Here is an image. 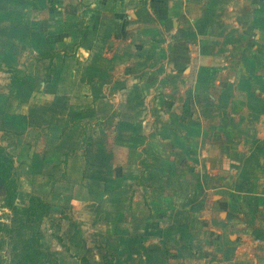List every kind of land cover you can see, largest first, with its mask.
Instances as JSON below:
<instances>
[{
    "label": "rangeland",
    "instance_id": "obj_1",
    "mask_svg": "<svg viewBox=\"0 0 264 264\" xmlns=\"http://www.w3.org/2000/svg\"><path fill=\"white\" fill-rule=\"evenodd\" d=\"M18 1L11 7L0 8V13L5 12L9 24L16 29H11V66L4 72L0 70V85L2 76L10 77L12 83L7 102L1 101L0 88V114L2 105L12 111L10 119L0 117V146L13 156V175L18 182L16 204L26 205L35 195L49 204V212L40 220H32L24 213L13 212L0 199V264H22L26 240L31 239L33 244L37 233L40 249L56 264H82L83 257L92 264H246L241 256L256 257L259 250L264 251L258 240L260 232H246L248 227L243 226V222H251L248 226L253 229L264 219L258 203L242 204L243 196L253 198L264 189V169L260 166L264 164L262 100L254 104L256 115L251 124L237 128L243 134L240 130L235 136V146H133L138 141L129 135L128 122L134 120L131 116L140 107H146L144 102L135 101H106L103 109L109 117L88 120L90 129L84 128L82 119L71 127V119L65 118L66 103L60 104L63 111L55 117L39 121L32 117L28 119L30 127L24 128L18 119V110L24 108L18 102L24 94L19 80L28 71L34 76L36 63L42 66L48 59L37 62L35 49L20 44L17 28H36L39 20L47 24L49 11L55 10L64 19L78 5L77 14H82L89 0H57L45 9L35 7L36 0ZM76 20L80 21V17ZM148 38L145 44L161 47L162 40L155 38L152 42ZM115 48L113 45L112 49ZM117 48L119 55L128 46ZM114 60L115 56L107 62ZM148 61L161 62L154 57ZM34 90L35 87L32 93ZM141 92L148 93L146 88H141ZM208 94H213L210 88L203 94L209 104ZM239 96L240 102L255 98L252 94ZM32 103L28 102L26 107L33 106ZM48 105L39 103L36 109L48 112ZM216 105L217 112L205 110L203 120L210 122L214 114L215 121L222 122L226 117L227 122L228 115L236 110L232 105ZM188 106L187 103L183 110ZM157 109L158 114L165 113L160 104ZM247 111L245 108L242 113L246 115ZM162 122L154 120V124ZM98 126H106L105 131L98 133ZM156 132H160L157 127ZM151 139L161 142L164 138L158 133ZM241 141L246 146H237ZM251 164L254 167H247L249 172H245L243 181V171ZM196 176L201 177L197 184ZM233 199L240 209H233ZM121 208L123 215H117ZM209 209L216 214L207 222L201 216ZM137 211L143 212V221L146 220L141 229L130 223L141 221L132 217ZM220 212L225 213L219 215ZM236 212L237 238L234 230L225 227L235 220ZM230 235L235 241L229 240ZM39 258L38 255L35 260Z\"/></svg>",
    "mask_w": 264,
    "mask_h": 264
},
{
    "label": "crops",
    "instance_id": "obj_2",
    "mask_svg": "<svg viewBox=\"0 0 264 264\" xmlns=\"http://www.w3.org/2000/svg\"><path fill=\"white\" fill-rule=\"evenodd\" d=\"M36 1L35 7L39 9L57 3V0ZM89 1L83 6L87 10L80 11L82 14H77L78 5L69 10L64 19L55 10L49 11L47 24L39 20L36 28L28 25L17 28L20 44L35 49L37 62L48 59L42 66L36 63L34 76L28 71L24 74L26 80L24 77L19 80L24 94L18 102L22 107L24 104V108L18 110V119L22 120L24 128L30 127L28 119L32 117L38 121L55 117L63 111L60 104L66 103L68 114L65 118L71 119V127L82 119L84 128L90 129L88 120L109 117L103 109L106 101L115 104L135 101L137 104L144 102L146 107H140L131 116L134 120L128 122L129 135L138 141L133 146L236 145L235 136L241 130L237 128L240 124L242 128L248 127L256 115L254 104H260L262 100L264 109V0ZM16 3L20 2L0 0V8ZM79 17L80 21L76 20ZM9 21L5 12L0 13V70L3 72L11 66V29L16 30ZM146 38L152 42L155 38L162 40L161 47L145 44ZM113 45L115 49H112ZM126 45L128 49L117 55V47ZM113 56L115 62H107ZM152 57L161 62L149 64ZM11 84L10 77L2 76L3 103L9 99ZM141 88H146L148 93H142ZM209 88L213 94H208V104L203 94ZM245 94L255 98H244L240 102L239 95ZM28 102H33V106L26 107ZM35 103L49 104L50 110L39 112ZM187 103V110H183ZM217 103L232 105L236 110L228 115L227 122L226 117L222 122L215 121L214 114L210 116L213 118L210 122L203 120L205 110L217 112ZM159 104L165 113H157ZM245 108L249 110L246 115L242 113ZM1 109L0 117L10 119V107L2 105ZM155 119L163 122L154 124ZM156 127L160 132H156ZM101 129L105 131L106 126H98V133H102ZM158 133L164 138L159 140L160 143L151 139ZM249 133L247 128L246 135ZM237 146L246 145L241 141ZM251 165L243 171V181H246L248 168L253 169L254 164ZM260 166L264 169L263 163ZM197 182H201L200 176L195 177L194 183ZM257 194L253 198L243 196L242 204L258 203L264 218V189ZM135 198L138 201L137 195ZM232 203L234 210L240 209L234 199ZM122 213L121 208L117 215ZM215 214L209 209L201 218L210 222ZM134 216L141 221H130L131 225L138 224L139 229L145 227L144 213L137 211ZM234 217L235 220L225 227L236 232L235 221L239 219V213L236 212ZM243 223L245 228L248 227L246 232H260L258 240L264 247V219H260L253 229L248 226L251 222ZM236 233L233 235L237 238ZM231 236L229 240L235 241L236 238L231 239ZM250 243L248 240L249 246ZM241 257L246 264H264L262 250L256 257Z\"/></svg>",
    "mask_w": 264,
    "mask_h": 264
},
{
    "label": "trees",
    "instance_id": "obj_3",
    "mask_svg": "<svg viewBox=\"0 0 264 264\" xmlns=\"http://www.w3.org/2000/svg\"><path fill=\"white\" fill-rule=\"evenodd\" d=\"M13 156L5 151L4 147L0 146V199L4 201L5 206L10 208L13 212L24 213L28 218L32 217V220H40L49 212V204L39 196H31L30 201L26 205L18 206L15 202L16 193L18 190V182L13 175ZM9 231V228H7ZM40 237L37 234L34 235V243L31 239L26 240L25 244V259L22 264H45L52 262L46 254L42 252L39 247ZM32 248V250H31ZM40 256L38 260H35L37 256ZM34 257V259L32 258ZM20 262V261H19ZM17 264H19L17 262ZM82 264H92L86 257L82 258Z\"/></svg>",
    "mask_w": 264,
    "mask_h": 264
}]
</instances>
